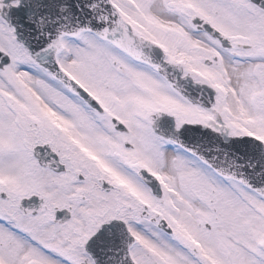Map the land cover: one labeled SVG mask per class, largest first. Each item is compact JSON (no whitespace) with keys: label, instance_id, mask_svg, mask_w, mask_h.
<instances>
[{"label":"flooded vegetation","instance_id":"af4514ba","mask_svg":"<svg viewBox=\"0 0 264 264\" xmlns=\"http://www.w3.org/2000/svg\"><path fill=\"white\" fill-rule=\"evenodd\" d=\"M113 1L134 34L156 43L165 53V61L178 66L179 87L188 89V93L175 90L157 68L136 61L101 39L102 65L97 68L69 63L68 52L58 57L67 75L94 96L99 105L90 106L51 75L53 85L63 90L61 95L66 102H47L50 113L34 105L35 115L21 109L18 115L25 136L24 145L20 146L27 150V158L34 159L33 148L30 149L33 130L47 133V141L34 144L49 143L59 156L57 167L63 170L44 168L35 160L30 166H14L30 178L24 183L0 181V216L4 213L30 220L20 229L31 235L29 242L36 241V255L39 248L45 249L50 260L56 259L59 264H96L87 243L112 218L128 224L136 237L132 257L137 264L146 263L145 259L152 255L148 248L153 245L152 240L158 239L156 233L167 235L160 229V221L170 222L158 203L163 200L154 195L141 176L152 170L160 176L162 169L154 166L160 165L154 158L160 161L166 147L173 145L152 129V113L171 111L179 128L185 122L215 118L216 113L190 100L192 94L199 98L195 84L207 88L208 91L203 90L205 96L214 93L217 107L223 90L232 85V76L241 72L244 82L247 68L257 60L254 71L261 76L258 83L264 87V0H163L166 7L176 6L178 10L179 24L173 28L149 15L152 0ZM202 27L211 28L213 34ZM14 145L9 143L6 151L17 150L19 146ZM40 171L47 172L49 178L39 176L41 180H36V172ZM40 181L48 182L46 191H42ZM161 182L165 195L171 183L163 179ZM243 191L264 201L246 188ZM33 196L41 197L43 202L31 201L29 210L24 211L22 200ZM251 219L256 227L259 217ZM205 228L210 230L211 226ZM171 237L184 242L177 233ZM261 244L254 241L246 253H260L264 249ZM248 262L264 264L261 260Z\"/></svg>","mask_w":264,"mask_h":264},{"label":"rangeland","instance_id":"374dc122","mask_svg":"<svg viewBox=\"0 0 264 264\" xmlns=\"http://www.w3.org/2000/svg\"><path fill=\"white\" fill-rule=\"evenodd\" d=\"M162 1L152 0L150 9L157 6L162 12L173 17L179 16L176 6L170 5L165 8ZM149 13L154 17L151 12ZM64 44L68 52L66 56L70 55L72 50V58L68 56L69 63L73 59L74 65L78 66L97 68L102 65L101 46L97 38L90 35L74 41L65 38ZM0 49L15 56L13 62L0 68V98L10 95L13 101L21 106L35 104L46 113L49 108L45 107L44 101L51 104L54 100H58L65 104L66 99L61 95L60 88L52 85L46 73L37 65L35 68L29 58L17 54L21 45L16 39L14 29L1 20ZM257 61L249 67L247 79L240 89L230 86L223 90L222 101L217 106L222 113V119L216 117L208 120L214 122L213 125L217 130L230 134H254L264 140V87L258 83L261 76L254 71ZM15 107L12 105L9 109L6 106L5 109L0 106V140H3V143H15L17 147L19 146L17 150L8 154L6 151H0V181L7 179L12 184L27 181L30 177L17 168L30 166L34 162L32 158H27L28 154L24 146H20V143L24 145L25 130L17 128V122L13 120V117L19 113ZM12 108L15 112L10 111L13 114L9 113L6 116L4 113H8ZM72 112L75 113V110ZM71 123L73 125V121ZM39 132V129L34 128L30 149L36 141L48 140L47 133L39 134ZM88 136H91V133ZM154 159L160 163L154 166L165 172L166 157L160 158V161L158 158ZM172 167L173 171L170 170L172 179H169L166 173H160L163 179L172 180L168 181L172 184H170L171 191L165 194L163 202L158 203L165 211L177 235L184 237V243L175 241L173 237L156 233L158 239L152 240L153 245L148 244L151 246L148 248L150 251L152 247L155 248L154 254L148 256L144 264H198L194 261L196 258L194 252H197V257L203 261L199 264H249L248 261H260L259 257L264 255V251L256 254L246 252L257 238H262L264 241V201L244 192L241 186L217 177L201 162L181 151H177V159L174 160ZM39 176L49 178L45 171L36 172V180H41ZM40 185L42 191H46L44 186H47L48 182L40 181ZM2 203L3 201H0V207ZM254 207L256 209H253ZM251 216L255 220L260 218L256 227ZM10 220L13 227L21 225L23 227L25 222H30L23 217H11ZM206 225H210L211 229H206ZM12 230L14 229L9 227L5 219L0 217V264L61 263L50 260L42 248L37 251L40 259L36 261V257L39 256L36 255V241L29 242L22 237L16 239ZM195 241L199 242L200 248L195 247Z\"/></svg>","mask_w":264,"mask_h":264},{"label":"water","instance_id":"95a60500","mask_svg":"<svg viewBox=\"0 0 264 264\" xmlns=\"http://www.w3.org/2000/svg\"><path fill=\"white\" fill-rule=\"evenodd\" d=\"M2 4L0 12L34 59L72 89L75 87L59 71L56 58L63 50L65 36L86 31L98 34L139 60L157 65L171 84L180 89L179 69L164 62V56L157 60L152 44H143L132 35L112 0H20L16 7L6 0ZM2 58L6 56L0 55ZM180 91L188 93V89ZM202 105L213 109L215 101ZM151 123L159 135L199 157L220 176L239 181L264 196L263 141L249 135L228 136L201 124L186 123L178 129L175 118L164 112L154 114ZM35 154L44 166H55V153L48 145L36 147ZM146 180L154 188L160 185L152 176H146ZM116 236L120 238L110 241ZM131 237L120 220L103 225L94 238L103 246L98 250L97 263L135 264L129 254L134 244Z\"/></svg>","mask_w":264,"mask_h":264},{"label":"bare ground","instance_id":"6f19581e","mask_svg":"<svg viewBox=\"0 0 264 264\" xmlns=\"http://www.w3.org/2000/svg\"><path fill=\"white\" fill-rule=\"evenodd\" d=\"M159 17H161V19L167 24H175V22H176V18H174L171 15L160 14ZM234 83H235V86L237 89H240L242 87V85H241L242 84V77L240 74L234 77ZM175 156H176L175 152H174V154H173V152H169V156H168L169 158H173ZM168 173H170V172L168 171Z\"/></svg>","mask_w":264,"mask_h":264}]
</instances>
